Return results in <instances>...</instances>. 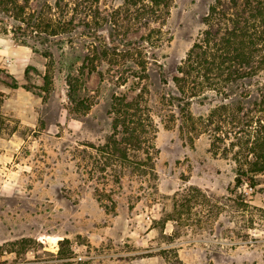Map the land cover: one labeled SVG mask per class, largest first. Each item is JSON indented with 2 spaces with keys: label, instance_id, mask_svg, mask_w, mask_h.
Instances as JSON below:
<instances>
[{
  "label": "rangeland",
  "instance_id": "rangeland-1",
  "mask_svg": "<svg viewBox=\"0 0 264 264\" xmlns=\"http://www.w3.org/2000/svg\"><path fill=\"white\" fill-rule=\"evenodd\" d=\"M57 1L0 0V264H264V184L242 187L258 209L223 203L194 207L179 225L169 219L186 183L218 197L241 191L232 154L212 152L210 132L192 131L187 114L206 116L245 93L261 100L258 0H170L154 14L135 0L119 15L125 0H72L94 9L78 7L69 36L40 22L42 11L61 30ZM233 34L253 52L254 72L215 86L221 71L208 81L206 70L225 59L221 39ZM122 99L154 123L143 137L155 176L144 165L117 182L115 167H97ZM262 109L241 113L239 125ZM145 148L129 152L145 158Z\"/></svg>",
  "mask_w": 264,
  "mask_h": 264
},
{
  "label": "trees",
  "instance_id": "trees-1",
  "mask_svg": "<svg viewBox=\"0 0 264 264\" xmlns=\"http://www.w3.org/2000/svg\"><path fill=\"white\" fill-rule=\"evenodd\" d=\"M142 1L143 4L139 9L142 8V11L148 9L150 13L154 14L157 10H160L157 7L169 5L170 0ZM136 2L135 0H125L126 7L116 10V14L119 15L124 11L131 13L130 7L132 4H136ZM10 3L15 4V1H10ZM81 3L72 0H70V2L69 0H58L56 2V7L54 8L59 11L61 17L66 16V18L63 19V23L59 24L61 30H58L56 26L53 27L52 21H55L53 17H44L42 11L40 22L41 24H45V28H51L52 34L56 35L57 32H61L65 36H69L74 30L73 27L76 26L74 13L79 12L78 7H84L85 10H88L87 12H93V7L83 4V2ZM71 5L75 6L72 7ZM23 9L24 8L21 7L18 8L20 11H23ZM262 11H264V0H258L255 11H253L251 17L257 18L261 14L260 17L264 21ZM69 14H71L70 17ZM53 15L55 17L56 13H53ZM249 15L250 13L245 19L247 23H249ZM43 19L45 21H43ZM242 35H246V33H242ZM234 39H239L238 35L233 34V36L228 38H222L221 45L223 43L222 51H225V55H223L225 59L221 60L219 64H215L214 59L209 62L210 66L206 70L208 81L211 77V75L209 76L210 73L221 71L220 75L217 77L218 79L212 81V84L215 86H218L222 81L236 84L240 78H247L254 72L253 52L249 47L242 43L239 44ZM94 60L95 59H92V62H94ZM93 69H95V66H93ZM68 84L71 89V93L69 94L70 98L73 102H76V96L73 94V92L77 90L75 83L72 82L71 79H68ZM243 88H245V85H243ZM258 92L261 100L251 99L252 94L245 93L242 95V99L238 100L237 103L230 105L224 102L211 109L206 116L200 115L194 118L192 115L189 116L187 114V120L190 121V125H192V131L198 134L210 132L212 152L224 156L232 154V159L237 166L235 184L241 191L240 193L232 192L231 195L225 197L221 195L224 199V201L221 202V197H218L209 190L205 191L200 186L194 185L193 183H186L183 187L178 189L172 197L173 211H171L172 213L169 219L175 220L177 225L185 220V216H187V220L192 219L191 212L194 207L202 208L210 206L212 209L224 203L230 206L234 213L244 212L245 207L252 206L258 209L257 206H253L250 203L249 198L246 196L247 194L242 193L244 192L242 191V187L247 184L251 191H256L257 186L264 184V116L255 117V115H252L250 119L241 123L245 125L246 128L239 125L242 117H249L250 114L255 111L263 110L264 83L262 86L258 87ZM204 97L206 100L208 99V97ZM121 102L118 103L121 107H118L115 111L117 116L113 123L114 132L106 139L103 145H99V147H101L100 149L92 145L93 148H96L97 151L104 154L102 165H98L97 167L101 171H105L109 166L115 167L114 172L117 182H119L118 179L123 177V174H126L127 170L130 172H137L139 170L138 168L144 165L148 167L146 170L147 175L150 174L155 176L156 168L154 156L151 152L154 146L151 142L149 143L150 139H147L146 136L143 137L144 133H148L151 128H154V123L150 116H148V118L144 117L141 109V114L138 113L139 110L136 107L132 111L128 110L133 108V103L125 102L124 99H122ZM241 113H243L242 117L240 116ZM186 127L189 128V124H187ZM119 134L120 137H118ZM243 134L245 135V139L243 138ZM146 140L148 141L146 142ZM143 145H146L145 158H140L138 154H131L129 152V147L131 148L133 146L134 149L140 150L143 148ZM96 191L98 192V199L103 200L105 194L100 191V189L96 188ZM198 212L201 213V211ZM62 241L68 240L63 239Z\"/></svg>",
  "mask_w": 264,
  "mask_h": 264
}]
</instances>
